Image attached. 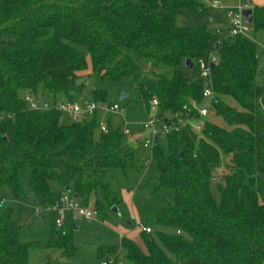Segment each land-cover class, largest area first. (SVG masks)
Wrapping results in <instances>:
<instances>
[{
    "label": "trees",
    "instance_id": "obj_1",
    "mask_svg": "<svg viewBox=\"0 0 264 264\" xmlns=\"http://www.w3.org/2000/svg\"><path fill=\"white\" fill-rule=\"evenodd\" d=\"M204 1L211 0H0V188L22 193L18 173L26 170L47 206L56 205L67 187L81 205L101 196L116 206L104 179L114 168L133 166L131 150L119 142L123 135L107 126L95 141L97 111L80 123H64L55 106L28 110L23 95L37 98L39 85L42 94H82V47L104 79L130 78L145 104L157 99L159 116L194 113L190 105L202 101L203 86L185 61L205 58L213 34L205 23L178 26L175 12ZM252 11L254 30L264 31V7ZM214 55L219 100H212L210 112L222 125L208 118L200 139L188 130L174 133L165 138L167 152L158 140L152 147L156 188L173 190L174 202L159 210L142 206L140 221L152 234L140 233V244L122 237L118 247L99 249V259L114 256L118 264L122 254L125 264H264V86L256 81V47L238 37ZM221 155L230 158L229 174L216 199L211 185ZM19 230L5 211L0 264H29L39 249L19 243ZM45 249L59 254L43 256L40 264H71L76 252L71 234L60 230Z\"/></svg>",
    "mask_w": 264,
    "mask_h": 264
},
{
    "label": "rangeland",
    "instance_id": "obj_2",
    "mask_svg": "<svg viewBox=\"0 0 264 264\" xmlns=\"http://www.w3.org/2000/svg\"><path fill=\"white\" fill-rule=\"evenodd\" d=\"M218 1L223 7L222 9H214L210 2L204 1L200 8L177 10L175 12L177 25L193 27L205 23L211 30H221L226 34L229 28L228 9L236 7L240 0ZM241 1L246 3L252 1V4L255 5L259 0ZM248 39L256 47V81L264 85V31H255L253 25H250ZM213 40L212 38L211 42ZM77 49L87 61V70L77 80L78 84L84 86L83 93L79 96L70 94L67 97L53 95L49 92L42 94V87L39 85L37 98L42 99L49 108H52L63 101L77 103L92 101L94 94H102L105 96V100L97 101L99 108L96 113L97 128L94 131V140L98 141L99 139L100 125L110 126L114 133H121L124 122H126L127 129L130 131V135L121 136L119 142L121 147L131 150L133 166L125 170L119 167L114 168L110 171V175L104 179L118 201V204L114 206L118 214L112 211L103 197L98 196L97 199L94 197L88 203V206L93 210V218L90 222H86L68 210L62 211L61 215L63 223L60 231L71 234L76 246V252L68 260V263L99 264L101 260L98 257L99 249L118 247L122 237L130 238L140 244L141 234L135 228L137 221H142L141 207L147 205L159 210L164 202L169 204L174 202V192L168 188H156L159 173L153 161V148H146L139 141L140 136L144 134L143 123L147 118L146 104L135 92L131 79L123 78L119 81L104 79L100 72L93 70L87 51L82 47H77ZM187 73L197 77L199 70L197 66H194ZM123 93L127 97L120 101ZM83 96H88V98L83 100ZM227 102L233 106L231 101L227 100ZM114 104L122 107L125 110V115L121 116L104 110V107L109 108ZM209 119L217 125H222L221 120L212 112L209 114ZM62 121L69 123L66 115H63ZM160 147L164 152H167V140L165 138L160 139ZM229 165L230 158L221 155L219 166L214 175L216 172H222L223 179L229 174ZM18 184L22 190V193L18 195H13L7 187L0 188V220L5 211L9 210L20 228L19 243L39 246V249L32 251L29 264H40L45 255L54 259L59 253L45 248L49 244L51 233L58 230L54 226L55 217L50 207L33 192L26 170L19 171ZM224 186V181L212 182L211 189L216 199L219 197L218 187ZM96 202L99 207L97 210L95 208ZM38 207L42 209L40 214L35 213ZM121 255L118 264H125Z\"/></svg>",
    "mask_w": 264,
    "mask_h": 264
},
{
    "label": "built area",
    "instance_id": "obj_3",
    "mask_svg": "<svg viewBox=\"0 0 264 264\" xmlns=\"http://www.w3.org/2000/svg\"><path fill=\"white\" fill-rule=\"evenodd\" d=\"M210 5L213 8H221L218 0H211ZM250 8L249 4L242 2L234 8H230L228 11V23L229 28L227 33L224 34L221 30H216L213 36L212 49L209 51L205 58L198 59L194 66H197L199 73L197 77L202 81V101L200 103L192 102L190 107L194 113L190 112H175L168 113L159 116V101L155 98H150L146 103L147 118L143 123L144 134L140 136L139 141L144 147H153L156 143L155 140L167 138L168 136L179 133L182 130H188L194 133L198 139L201 138L202 132L205 129V123L209 118L211 102L216 96L213 88L211 67L216 63V56L214 52L220 48L226 41H231L235 38H247L250 30V25L245 22V18L242 15V11ZM23 101L27 105L28 110H38L41 106L35 96L30 93L23 95ZM55 108L63 115H67L74 123H80L85 118L91 117L94 112L98 110V104L94 101L81 103L63 101L55 105ZM106 112L116 113L121 116L125 115V110L117 104L107 108L104 107ZM99 130L102 133L108 132V127L100 125ZM121 134L129 136L130 131L127 129V123L124 122ZM223 177V173H217L213 177V181L219 182ZM53 213L55 220L54 226L61 230L62 228V211L68 210L73 212L78 217L82 218L86 222H90L93 218V210L87 205H81L77 199H75L70 193L63 192L54 206H49ZM41 208H36L35 213L40 214ZM139 233L151 234L152 229L147 224L137 221L136 228ZM179 234V232H178ZM99 264H117V259L114 256H108L100 260Z\"/></svg>",
    "mask_w": 264,
    "mask_h": 264
},
{
    "label": "water",
    "instance_id": "obj_4",
    "mask_svg": "<svg viewBox=\"0 0 264 264\" xmlns=\"http://www.w3.org/2000/svg\"><path fill=\"white\" fill-rule=\"evenodd\" d=\"M242 15L244 16V18H245V22H246V23H248V24H252V22H253V11H252L251 8H248V9L243 10V11H242ZM185 66H186L188 69L192 70L193 67H194V64H193L190 60H186V61H185ZM210 67L212 68L213 65H210ZM126 96H127V95L123 93V94L121 95V97H120V101L123 100ZM213 100H214L215 102H217L219 99L215 96V97L213 98ZM39 105L42 106V107H47V103L44 102V101H39ZM155 143H156V144L158 143V140H157V139L155 140ZM180 156H182V154H181ZM65 192L70 193V192H71L70 188L67 187L66 190H65ZM112 211H113L115 214H118V212H117V210L115 209V207H112Z\"/></svg>",
    "mask_w": 264,
    "mask_h": 264
},
{
    "label": "crops",
    "instance_id": "obj_5",
    "mask_svg": "<svg viewBox=\"0 0 264 264\" xmlns=\"http://www.w3.org/2000/svg\"><path fill=\"white\" fill-rule=\"evenodd\" d=\"M242 2H243V1L240 0L239 4L242 3ZM239 4H238V5H239ZM248 4H249V6H250L251 9H252L253 7H264V0H259L255 5L252 4V1H249ZM222 8H223V7H221V8H214V9H222ZM229 9H230V8H229ZM229 9H228V10H229ZM252 24H253V22H252ZM252 24H251V25H252ZM209 29H210V28H209ZM210 31L212 32V34H213V36H214V32H215L216 30L213 31V30L210 29ZM258 83H259L260 85L264 86L262 83H260V82H258ZM126 97H127V96H126ZM87 98H88V96H83V99H87ZM41 101H43V100H41ZM88 102H89V101H88ZM66 117L68 118V120H69V122H70V121H71L70 118H69L67 115H66Z\"/></svg>",
    "mask_w": 264,
    "mask_h": 264
}]
</instances>
